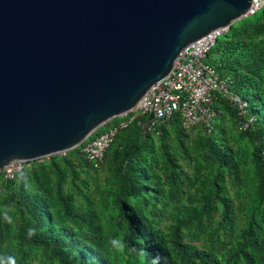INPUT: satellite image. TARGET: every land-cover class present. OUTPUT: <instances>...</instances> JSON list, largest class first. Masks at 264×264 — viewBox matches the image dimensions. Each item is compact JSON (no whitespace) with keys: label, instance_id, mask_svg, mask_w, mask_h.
<instances>
[{"label":"trees","instance_id":"16d2710c","mask_svg":"<svg viewBox=\"0 0 264 264\" xmlns=\"http://www.w3.org/2000/svg\"><path fill=\"white\" fill-rule=\"evenodd\" d=\"M242 20L204 62L247 102L248 130L236 129L235 109L218 96L210 134L186 133L177 117L158 135L143 134L138 118L97 169L81 145L28 162L13 179L0 172V256L17 264H151L157 254L160 264H264V10ZM114 237L129 249L110 247Z\"/></svg>","mask_w":264,"mask_h":264},{"label":"water","instance_id":"95a60500","mask_svg":"<svg viewBox=\"0 0 264 264\" xmlns=\"http://www.w3.org/2000/svg\"><path fill=\"white\" fill-rule=\"evenodd\" d=\"M250 3L0 0V171L81 146Z\"/></svg>","mask_w":264,"mask_h":264},{"label":"built area","instance_id":"2783aa9c","mask_svg":"<svg viewBox=\"0 0 264 264\" xmlns=\"http://www.w3.org/2000/svg\"><path fill=\"white\" fill-rule=\"evenodd\" d=\"M264 10V0H251L249 9L243 19L254 17ZM228 28L210 32L199 40L188 45L173 65L171 72L159 83L148 90L129 112L108 122L104 132L82 143L84 157L99 168L104 153L113 143L119 131L126 129L136 119H141L138 126L143 134H159V128L174 117L186 133L198 130L210 134L215 122L220 117L215 102L218 96L229 102L236 111V129L246 131L255 118L247 114V102L233 91V81L222 77L215 67L204 62L206 54L217 40L228 32ZM103 126V127H104ZM28 162H13L1 169L4 180L14 176Z\"/></svg>","mask_w":264,"mask_h":264},{"label":"clouds","instance_id":"9594fccd","mask_svg":"<svg viewBox=\"0 0 264 264\" xmlns=\"http://www.w3.org/2000/svg\"><path fill=\"white\" fill-rule=\"evenodd\" d=\"M4 218L11 223L12 218L5 213ZM35 234V229L30 228L28 229V235L32 236ZM109 245L112 248L118 249L120 251H125L126 249H129L128 243L123 240L122 238H111L109 240ZM133 252H138L140 255H146V253L142 249H136V248H131L130 249ZM161 257L157 254L152 257L151 264H160ZM0 264H17V259L15 256L8 255V256H0Z\"/></svg>","mask_w":264,"mask_h":264},{"label":"rangeland","instance_id":"374dc122","mask_svg":"<svg viewBox=\"0 0 264 264\" xmlns=\"http://www.w3.org/2000/svg\"><path fill=\"white\" fill-rule=\"evenodd\" d=\"M252 20V17H250V18H245L244 20H242V21H244V22H249V21H251ZM241 20L240 21H238V22H236L235 24H233L236 28H238L240 25H241ZM223 120V123H224V126L223 127H225L226 128V130L228 131V133H229V135H231V132H232V128H231V124H230V122L227 120V118H225V117H223L220 121H222ZM99 178H103V176L101 175ZM230 191H231V194H232V189H229Z\"/></svg>","mask_w":264,"mask_h":264}]
</instances>
